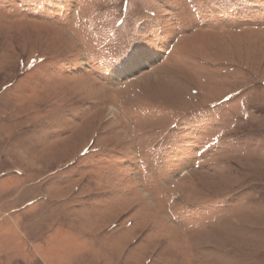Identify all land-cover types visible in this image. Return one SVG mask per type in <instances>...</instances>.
<instances>
[{
  "label": "rangeland",
  "instance_id": "1",
  "mask_svg": "<svg viewBox=\"0 0 264 264\" xmlns=\"http://www.w3.org/2000/svg\"><path fill=\"white\" fill-rule=\"evenodd\" d=\"M0 264H264V0H0Z\"/></svg>",
  "mask_w": 264,
  "mask_h": 264
},
{
  "label": "snow or ice",
  "instance_id": "2",
  "mask_svg": "<svg viewBox=\"0 0 264 264\" xmlns=\"http://www.w3.org/2000/svg\"><path fill=\"white\" fill-rule=\"evenodd\" d=\"M127 55H128L129 58H131L133 55H135V53L130 51V52L127 53Z\"/></svg>",
  "mask_w": 264,
  "mask_h": 264
}]
</instances>
